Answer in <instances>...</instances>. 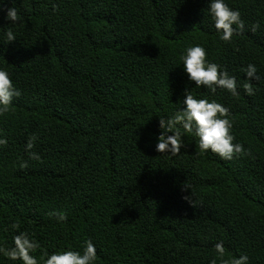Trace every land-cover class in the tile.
<instances>
[{"label": "trees", "instance_id": "trees-1", "mask_svg": "<svg viewBox=\"0 0 264 264\" xmlns=\"http://www.w3.org/2000/svg\"><path fill=\"white\" fill-rule=\"evenodd\" d=\"M224 2L245 25L230 43L211 0H0V70L21 93L0 115V247L27 232L38 264L89 240L93 264H220L222 241L225 259L264 264V0ZM196 45L238 96L188 79L180 57ZM186 90L226 107L233 142L251 154L202 152L183 131L179 154L158 153L159 121L183 109ZM0 264L23 262L0 253Z\"/></svg>", "mask_w": 264, "mask_h": 264}, {"label": "clouds", "instance_id": "clouds-1", "mask_svg": "<svg viewBox=\"0 0 264 264\" xmlns=\"http://www.w3.org/2000/svg\"><path fill=\"white\" fill-rule=\"evenodd\" d=\"M0 10L2 6H0ZM209 12L214 20L215 29L221 32L220 39L224 42H231L234 34L243 33L244 21L241 19L238 10L231 9L224 0H211ZM6 19L16 22L21 19L16 8H8ZM233 25L236 27L234 28ZM259 24H253L251 31L255 32ZM8 42L15 40L11 30L7 33ZM183 61L184 71L188 79L193 81L196 87H206L212 93L217 88L227 90L233 96H238L236 78L230 76L226 70H219L220 66L216 63L208 62L206 51L203 47L196 45L188 47L186 53L180 57ZM248 81L258 80L255 65L249 64L246 69H242ZM243 89L248 95L254 94L253 86L250 82L243 84ZM21 95L9 77V74L0 70V115L10 110L13 98ZM183 100V109L178 110L174 115L165 120L160 119L159 125L164 132L158 137L155 150L158 153H170L177 155L182 147H185L182 141L183 133H194L199 138V149L202 152L210 150L212 153L219 155L226 160L233 159L234 156L250 155V150L245 149L241 144L234 143V136L231 134L232 121L229 119L230 112L222 104L215 100L209 101L207 98L197 99L190 90L185 91ZM171 132L172 135H166ZM35 135L29 138L25 150L28 151L34 147ZM6 139H0V145H6ZM29 158L40 160V156L35 152L29 151ZM27 162L20 164L21 168H26ZM189 202L190 206L194 204L190 201L189 196L182 197ZM50 215H53L50 213ZM59 220L66 219V214L56 213ZM13 229H18L19 224L13 223ZM14 246L11 248L0 247V253L10 260H21L23 264H38L37 259L32 253L40 248L39 243L29 237L27 232H20L13 237ZM215 251L220 260V264H247L248 257L241 255L239 258L225 259V248L223 242L215 244ZM43 264H93L96 260V249L94 244L89 240L84 242L82 251H58L51 255L44 252ZM211 264H217L213 259Z\"/></svg>", "mask_w": 264, "mask_h": 264}]
</instances>
